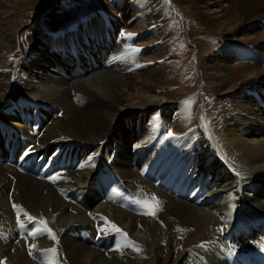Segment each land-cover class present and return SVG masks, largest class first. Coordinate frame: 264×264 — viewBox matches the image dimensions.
<instances>
[{
    "label": "bare ground",
    "instance_id": "6f19581e",
    "mask_svg": "<svg viewBox=\"0 0 264 264\" xmlns=\"http://www.w3.org/2000/svg\"><path fill=\"white\" fill-rule=\"evenodd\" d=\"M29 1L0 0V55L12 50L19 57L17 45L1 31L25 18L20 9ZM222 1L203 2L219 8L205 21L217 35L235 40L199 69L202 84L226 96L213 108L216 127L204 124L205 132L194 138L185 129V113L164 94H152L162 73L135 57L129 45L133 32L109 55L104 48L91 58L88 50L102 45L89 37L82 42L80 35L88 26H100L94 10L71 35L73 45L86 44L89 66L70 74L65 66L71 61L49 51L59 50L65 39L37 30L36 59L20 56L14 66L0 67V160H20L23 169L32 162L37 173L29 175L52 164L68 200L40 179L0 165V229L5 230L0 264H48L50 258L54 264H264V66L236 74L229 65L233 59L264 62V45L254 33V21L264 23V0ZM115 4V19L122 17V24L127 20L128 28L163 38L151 25L159 17L156 0ZM111 20L109 27L118 22ZM167 124L176 136L163 134ZM110 152L113 161L107 165ZM8 205L17 207L9 211ZM25 213L35 219L27 220ZM21 222L23 230L35 233L27 235V247L4 239ZM83 225L88 243L73 238L81 236ZM212 237L228 247L227 254L201 247ZM177 247L186 249L174 257ZM53 248L54 257L46 251Z\"/></svg>",
    "mask_w": 264,
    "mask_h": 264
},
{
    "label": "rangeland",
    "instance_id": "374dc122",
    "mask_svg": "<svg viewBox=\"0 0 264 264\" xmlns=\"http://www.w3.org/2000/svg\"><path fill=\"white\" fill-rule=\"evenodd\" d=\"M115 1L116 0H30L27 3L26 8L20 9L23 11L22 13H24L25 18L17 19V22H15L16 25L21 24V26L18 28H13L15 24L12 23L11 28L13 31L12 29L8 30L5 27V30H2L1 32L13 40V43L18 47L17 53H20L19 57L25 56L27 62L32 58L36 59L35 56L37 54L32 52L34 50L32 47H35L37 45V40H39L34 33L35 31L41 30L46 31L49 34L52 33V37H56V40L64 38L65 43L61 46V48L59 47V50L54 49L49 51L51 54L56 55L57 57H62L61 59L71 61V64H67L65 66V70H69L70 74L73 70L78 69L76 67H80L82 65L89 66V63L91 62L90 58L88 59L85 57V54H83L85 53L84 48L86 44L82 42L87 40L86 37H89V42H100V44L104 46L102 47L99 45L97 51L87 47L86 51L90 49L88 50L92 55L90 56L91 58H94L96 57L95 55H98L99 50L101 52L104 48L107 49L105 54L109 55L110 52H112L114 45L117 46L119 43H121L120 40L123 39L124 35L129 32H133L132 40L129 45L134 47L135 50H138L135 57L137 59L146 61L151 67H153V69L157 68L162 73L160 75V80L157 82L155 81L154 87L156 90L153 89L152 94L154 93L155 95V93H157L160 96L164 94L162 96H166L168 104H175L181 109V111L185 113V129L188 131L189 137L194 138L196 132H202L204 130L202 125L204 124L206 127L207 125H211L212 128H215L216 123H218V119L216 118V111L213 108L218 106V104L223 99H225L226 95L210 92L209 87H207L208 85H205V83L202 84L201 82L202 76L199 68L202 63L210 61L208 59L211 54L221 51L230 43V41L235 40L234 37L231 38V36L228 34L217 35V28L207 25L205 21V19L207 20L206 16H214L213 12H216V10H219V8L214 5L208 6V8L207 6H202L204 1L210 2L211 0H156L157 4L159 5H156V10L159 13V17L157 19L158 21H152L151 25H153L155 28H160L163 31V38H160L149 35L144 29L137 30L135 28H128L126 24L128 21L125 20L124 24H122L124 21L122 17L115 19L114 14L117 13L114 9L116 6ZM222 4L225 5V2ZM93 10L95 12L94 14L97 17H100L98 19H102L100 26L91 25L88 26L87 29H83L80 37L84 39L81 40L82 42L79 40L76 42V45H73L71 35L75 34L82 22L85 23L88 21L90 18V13H92L90 11ZM26 15L28 16L26 17ZM110 20L112 23H115V21L118 22H116V25L113 27L112 25L109 27ZM254 24L257 27L254 33H256L255 35L257 36L258 40L264 45V23L261 21L257 22V20H255ZM85 27L86 25L84 28ZM0 29H2V25H0ZM63 31H65V33H63ZM247 32L249 33L248 28ZM242 39V34H238L236 42H241ZM135 50L134 52H136ZM51 51H53L55 54ZM155 51L161 53H156ZM11 52L8 51L0 55V67H11L18 62L19 57L17 58V56H15L16 53L14 51L11 50ZM77 54L79 55L76 56ZM51 63L52 62H50V64ZM50 64H44L45 69H49ZM229 65L231 66V69L233 67L234 69L238 70L237 72H239V70L241 72L245 71V69L247 71L257 70V68L264 66V62L256 65L249 60L233 59L229 62ZM240 72L236 74H241ZM46 74L50 76L49 72ZM67 79L70 80V78ZM70 95V97H73V93ZM186 100L191 101L190 116L188 109L183 104V102ZM166 127L167 128H165L163 131L164 135H168L170 137L176 136L177 133L170 124ZM206 129L207 131L205 134H207L206 136L208 137L211 135V133L208 128ZM203 132H205V130ZM169 133H171V135H169ZM111 152L109 158H107V162H109L107 165L113 161V156L111 157V154L113 153ZM22 163L23 162L20 160H0V165L12 168L15 172H17V174L34 178L37 181L40 179L39 181L41 183H47V185H50L51 187L53 186L52 189L55 194L62 201L68 204L67 198L63 196V188L60 186V182H62L63 185L65 184L64 180H62V177L56 179L57 181H52V178L57 177V175H52L55 172L52 164L47 165L48 170L44 173L29 175L31 172H36L31 167L33 163H26V167H24V169L21 167ZM67 167L71 169L78 168V166ZM8 192H11V190H8ZM10 209L13 210V207L8 205V210L11 211ZM16 225L17 226L12 225V231L15 237L13 238V235H10V238L4 237V239L10 243H14L13 241H21L22 243L24 242V247H27L26 238L28 237L27 235L30 233V231L23 230L25 224L23 227H21V224L19 225L18 223ZM4 232L3 229H0V236H4ZM87 232L88 229L85 225H83L81 236L80 234L73 233V238L75 240L77 239L79 242L88 243L86 238ZM211 239L208 241L209 244L205 242H201V244L203 243L202 245L204 247L210 245L218 252L224 255L227 254L226 249H228V247L226 248L225 245L218 243L216 239L214 240V237ZM220 246L223 247L221 248ZM185 249L182 247H177L176 250L173 251L174 257L178 256L177 253L179 251L182 253L185 251ZM1 262L2 259L0 258V263Z\"/></svg>",
    "mask_w": 264,
    "mask_h": 264
},
{
    "label": "snow or ice",
    "instance_id": "6c2138e0",
    "mask_svg": "<svg viewBox=\"0 0 264 264\" xmlns=\"http://www.w3.org/2000/svg\"><path fill=\"white\" fill-rule=\"evenodd\" d=\"M130 37H131V34H129V38H130ZM135 51H138V50H135ZM183 104H184V105L186 106V108L188 109V111H189V116H190V106H191V101H190V100H186V101L183 102ZM169 135H171V133H169ZM29 151H31V149H29ZM25 154H27V153H25ZM52 179L54 180L55 178H52ZM152 199L155 200L156 198L153 197ZM136 202H137V203H141V201H136ZM145 203H146V202H145ZM157 203H158V201H157ZM13 207L16 208L17 205H13ZM150 214L154 215V213H150ZM25 217H26L27 220H29V221H33V220L35 219L34 217L29 216L27 213H25ZM40 223H41L42 225L45 226V230L49 233V235L51 236V238H52L53 240H55L56 237H55L54 234H51V230H50V229H46V222L41 221ZM23 226H24V225H23V223L21 222V227H23ZM112 228H113L116 232H120V229L117 228L115 225H112ZM30 234L35 235V233H30ZM122 235H124L125 237L127 236L126 233H123ZM129 243H131V242H129ZM32 247H35V245H32ZM201 247H203V245H201ZM46 251H47V252H51V253H52V257L55 256V253H56V249H55V248H53V249H48V250H46ZM29 255H32L31 248H30V250H29ZM48 264H54L52 258L49 259Z\"/></svg>",
    "mask_w": 264,
    "mask_h": 264
}]
</instances>
